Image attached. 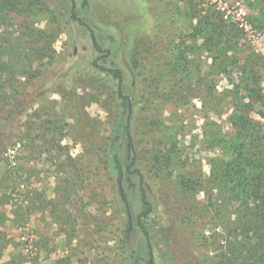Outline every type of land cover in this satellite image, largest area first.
Wrapping results in <instances>:
<instances>
[{"label": "rangeland", "instance_id": "374dc122", "mask_svg": "<svg viewBox=\"0 0 264 264\" xmlns=\"http://www.w3.org/2000/svg\"><path fill=\"white\" fill-rule=\"evenodd\" d=\"M2 1L8 6L0 13V53L4 61L10 59L16 75H0V132L8 145L0 153V211L6 217L0 230L9 239L0 264H146L148 250L137 223L139 179L127 171L132 153L125 131L128 113L121 107L117 81L95 62L121 70L124 93L132 96L126 64L135 42L152 32L150 0ZM179 1L173 8L187 11V0ZM190 1L200 16L216 11L235 30L215 48L211 42L218 39L209 40V31L194 36L198 18L192 23L178 15L175 25L182 37L179 33L175 43L193 47L186 55L200 74L218 69L222 60L229 62V72L215 75L216 92L207 100L170 102L151 114L136 108L132 117L139 119L132 121L133 131L137 126L149 131L143 138L171 157L173 183L191 179L196 201L206 206L197 248L188 244L189 232L175 233L156 206L145 221L155 264H180L189 248L202 264L218 262L226 250L225 227L237 221L238 206L224 201L213 179L226 159L220 135L235 136L237 108L250 120L253 135L264 130V0ZM237 62V67L259 73L257 93L241 89ZM16 105L14 117L6 119ZM147 115L160 126L151 130L140 119ZM113 156L123 165L128 209L118 198L113 173L110 179L107 171H98L82 181L75 168L82 161ZM90 167L96 171L95 164ZM149 198L156 202L155 195ZM129 222L130 247L123 241Z\"/></svg>", "mask_w": 264, "mask_h": 264}, {"label": "trees", "instance_id": "16d2710c", "mask_svg": "<svg viewBox=\"0 0 264 264\" xmlns=\"http://www.w3.org/2000/svg\"><path fill=\"white\" fill-rule=\"evenodd\" d=\"M186 2L189 6L188 10L183 12L182 9L177 8L176 13L177 10L173 8L175 0L149 1L150 12L154 19L152 32L149 36L135 42L126 64L131 76L132 96L124 93L121 70L104 68L95 62L97 69L108 73L117 81L121 107L128 113L125 131L132 153L127 171L137 174L139 179L141 211L137 216V223L142 230L148 250L149 258L146 264L156 263L149 232L145 225V221L154 213L156 206L175 233L189 232L188 244L196 248L199 242V224L206 216V206L196 201L197 189L191 179H182L180 184L173 183L171 157L163 154L157 143L152 145L150 140L143 138L142 133L146 132L144 135L150 136L149 131H144L139 126L137 129L140 128L141 132L137 129L133 131L132 121L135 123L139 121L138 117L132 120L135 110L137 108L138 113L146 111L151 114L154 111H161L170 102L180 104L195 98L207 100L216 92L215 75H227L229 72V62L227 65L223 64L221 59L218 69L201 75L194 61L189 60L186 55L190 49L193 50V47L184 46L183 42L175 43L180 33V28L176 26L178 20L180 22L178 15L181 18L192 19V23L195 18H198L199 26L195 27L194 36L209 31V40L218 39L211 42L215 48H219L218 46L222 44L223 35L235 30V26L227 24L218 12L211 11L206 16H200L198 5L190 0ZM7 6V3L2 1L0 13L3 14L2 9H6ZM180 36L182 37L181 33ZM94 45L97 50H100L95 39ZM3 55L0 53V75L9 71L12 76H15L16 73L12 72L10 67V59L4 61ZM214 60L217 63L218 57ZM237 64L238 62L236 68L241 74V89L251 94L257 93L261 80L259 73L247 70L246 67L245 69L237 67ZM245 107H247L246 104L242 108ZM11 108L6 117L8 120L14 117L17 105ZM240 111L242 109L239 108L235 111L238 114L234 121L237 129L235 136L232 139H225L220 135L226 150V159L222 160L218 174L213 176L218 183V189L224 192V201L238 204L235 210L237 221L227 222L225 231H228L229 235L225 238L226 250L219 255L216 264H264V130L261 134L253 135V131H250V120L240 114ZM140 119L145 120L144 123H147L151 130L152 127H159L161 124L151 115L140 117ZM0 134V153H2L8 149V145L6 136L1 132ZM216 138L215 141L219 142L220 138ZM138 146L142 147L140 152L137 151ZM90 164L96 165V171L91 169ZM132 167L134 170H131ZM75 168H79L82 181L85 180L84 176L96 175L98 171H107L110 179L113 178L111 176L113 173L114 188L117 190L118 198L124 209H128V197L122 187L124 169L117 156L109 159L98 157L85 163L82 161L81 166L77 163ZM83 188L85 189L84 186ZM149 195H155L156 202L150 201ZM5 220V214L0 211L1 227ZM131 235L132 228L129 222L123 232V241L128 247L131 246ZM8 245L7 233L0 230V261ZM189 250L190 248L180 256L182 258L180 264H202L195 259L194 252ZM7 264H15V261L11 260Z\"/></svg>", "mask_w": 264, "mask_h": 264}]
</instances>
